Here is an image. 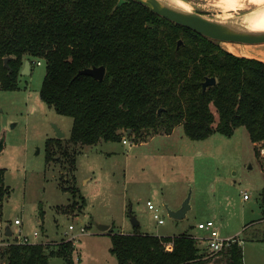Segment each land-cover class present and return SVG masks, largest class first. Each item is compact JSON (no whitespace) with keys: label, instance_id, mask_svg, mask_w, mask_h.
I'll return each mask as SVG.
<instances>
[{"label":"trees","instance_id":"trees-1","mask_svg":"<svg viewBox=\"0 0 264 264\" xmlns=\"http://www.w3.org/2000/svg\"><path fill=\"white\" fill-rule=\"evenodd\" d=\"M117 2L0 0V89L17 88L25 59L42 60L39 97L72 118L74 145L117 142L124 133L169 134L178 125L191 140L231 136L242 126L252 143L264 142V61L234 54L132 0ZM93 66H104L101 80L77 75ZM207 77L215 83L203 89ZM59 144L45 140L46 161ZM3 177L0 168V199ZM109 236L117 264H243L238 239L212 255L187 233ZM0 253L3 264H50L52 257L75 264L70 240L13 243Z\"/></svg>","mask_w":264,"mask_h":264},{"label":"rangeland","instance_id":"rangeland-1","mask_svg":"<svg viewBox=\"0 0 264 264\" xmlns=\"http://www.w3.org/2000/svg\"><path fill=\"white\" fill-rule=\"evenodd\" d=\"M180 1L215 18L241 17L261 7L247 0H242L240 10L222 8L221 0ZM220 45L237 55L264 58V52L250 44ZM39 61L30 64L29 73L19 74L15 90L0 89V168L6 189L0 199V223L16 231L13 220L18 218L21 234L31 236L36 231L38 240L51 246L73 237L75 264H117L108 250L110 236H97V224L108 225V233L199 236L203 232L197 223L211 219L221 237L240 241L243 264H264L260 241L264 238V142L253 144L242 126L231 136L213 133L204 140H191L178 125L170 135L124 133L117 142L74 145L68 140L72 118L57 114L39 97L46 71ZM55 128L62 137H56ZM47 138L60 139L51 147L49 161L45 160ZM189 189L191 208L186 216L168 217L164 206L178 208ZM10 241L12 237L1 235L0 251ZM49 263L63 264L58 257Z\"/></svg>","mask_w":264,"mask_h":264},{"label":"water","instance_id":"water-1","mask_svg":"<svg viewBox=\"0 0 264 264\" xmlns=\"http://www.w3.org/2000/svg\"><path fill=\"white\" fill-rule=\"evenodd\" d=\"M125 0H118L116 7L120 6ZM137 4L142 5L154 14L161 18H164L174 24L188 28L199 35H202L213 41L221 42H234L243 44H262L264 43V28H257L251 25L250 21L254 17V12L245 14L241 17H230V18H215L206 16L199 12L193 11L191 9L183 8L172 0H132ZM258 9V8H257ZM256 10V9H255ZM181 43L178 40L177 45ZM8 58L3 59L4 65H7ZM30 62L25 59L23 62L21 74L29 73ZM105 68L104 66H93L88 68H83L77 72V75L85 74L92 76L97 80H101L104 76ZM215 83L214 77H207L202 83L203 89L209 85ZM56 137L60 138L63 136L57 128ZM130 132L128 131V134ZM2 148V143L0 144V150ZM190 199L191 190L189 189L186 197L183 199L181 204L176 209H171L165 205V210L168 217L173 219H182L186 216V213L190 210ZM131 223L133 226H137L139 222L131 216ZM99 231H104L108 228V225L97 224ZM11 229L9 225L5 226L4 234L6 236L11 235Z\"/></svg>","mask_w":264,"mask_h":264},{"label":"built area","instance_id":"built-area-1","mask_svg":"<svg viewBox=\"0 0 264 264\" xmlns=\"http://www.w3.org/2000/svg\"><path fill=\"white\" fill-rule=\"evenodd\" d=\"M36 64L39 65L40 61H36ZM122 143H128V141L126 139L122 140ZM243 198L247 199V194H243ZM147 206L148 208L152 209L153 205L150 201H147ZM154 218H158V215L156 213H154ZM158 223H163L162 219L158 218ZM13 224L17 226L16 231H12L11 229V235L8 237H12V241L7 242L5 244L9 245V244H36V243H46L44 241L38 240V238H40V235L38 234V232L33 231L32 235L29 236L27 234H21L18 227L21 225V220L18 218H15L13 220ZM8 225V224H7ZM5 224L0 223V236H4L7 237L4 232H5ZM197 229L199 231H202L203 233L199 236H194L197 239V242L200 243V246L204 248V250L206 252H208L209 254H217L218 252H220L223 248L228 247L230 244H232L233 242H235L237 239H235L232 236H228V237H221L219 234V231L215 225V223L212 220H204V221H200L197 223L196 225ZM69 229H73L72 225L68 226ZM84 228L81 227L80 231H83ZM82 233V232H81ZM75 237V236H74ZM73 237H71L70 240H72Z\"/></svg>","mask_w":264,"mask_h":264},{"label":"bare ground","instance_id":"bare-ground-1","mask_svg":"<svg viewBox=\"0 0 264 264\" xmlns=\"http://www.w3.org/2000/svg\"><path fill=\"white\" fill-rule=\"evenodd\" d=\"M172 1L175 4H177L183 8L188 9V7L184 4V2H182L180 0H172ZM247 1L252 3V4H255L257 6H261L255 10L254 17L250 21L251 25H254V27H257V28H264V0H247ZM241 2H242V0H221L220 6L226 10H235L237 8L239 9V7L242 5ZM231 13H232V11H231Z\"/></svg>","mask_w":264,"mask_h":264},{"label":"crops","instance_id":"crops-1","mask_svg":"<svg viewBox=\"0 0 264 264\" xmlns=\"http://www.w3.org/2000/svg\"><path fill=\"white\" fill-rule=\"evenodd\" d=\"M249 46H251L252 48H254V49H260V51H263L264 52V47H261V46H259L258 44H250ZM240 56H244V57H251V58H256V59H259V60H262V61H264V58L263 57H261V56H259V55H256V56H253V55H248V54H246V53H244V55H240ZM174 130V129H173ZM173 132V131H172ZM171 132V133H172ZM171 133H169V134H165V135H170ZM142 143V142H141ZM253 144H256V143H253ZM206 220H211V219H206ZM202 221H204V220H202ZM200 222V221H199ZM109 229V226H108V228L106 229V230H104V231H98V233H96V235L97 236H104L105 234L106 235H108L109 236V233H108V230ZM109 239H110V237H109ZM72 241V240H71ZM111 242V241H110ZM110 248V247H109ZM109 248H108V250H109ZM110 252V251H109ZM111 254V253H110ZM111 255H113V254H111ZM114 256V255H113ZM115 257V256H114ZM116 263H117V261H116Z\"/></svg>","mask_w":264,"mask_h":264}]
</instances>
